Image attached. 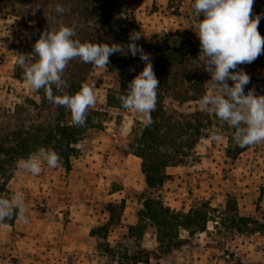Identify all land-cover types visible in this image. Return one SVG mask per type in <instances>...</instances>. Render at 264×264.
<instances>
[{"label": "rangeland", "instance_id": "rangeland-1", "mask_svg": "<svg viewBox=\"0 0 264 264\" xmlns=\"http://www.w3.org/2000/svg\"><path fill=\"white\" fill-rule=\"evenodd\" d=\"M116 2L123 22L135 23L147 39L168 33L172 37L162 41L191 40L200 47L194 28L193 0ZM252 8L258 9V5ZM38 21L37 12L32 13L30 20L9 11L0 17V130L8 123L16 129L51 119L48 111H16L17 105L24 104L29 97L35 98V94L25 77L11 74L19 55L33 53ZM144 66L143 61H135L132 69L139 73ZM240 70L250 77L245 94L253 89L255 95L264 96V56L231 71ZM85 83L93 88L96 101L90 108L103 114V126L90 129L79 141L80 152L71 158L70 170L60 161L54 168L42 164L38 175L15 170L3 197L19 192L24 200L31 198L32 216L26 224L34 227L36 257L35 261L26 262L23 258L7 259L8 256L2 255L0 264H119L123 248L131 252L144 249L151 264H264V240L260 237L264 233L253 232L254 223L237 227L232 220L243 215L264 222V141L242 152L230 164L226 160L227 149L235 130L203 110L200 100L179 104L167 97L168 109L186 114L200 112L208 114V118L203 119L202 135L195 149L184 162L168 169L172 178L159 190H147L141 173L142 159L130 152L143 115L134 109L119 110L107 105L108 90L117 88L119 83L107 74L106 67L94 65ZM227 83L233 85L231 80ZM207 90L211 91L208 84ZM213 134L218 139H212ZM149 195L161 196L178 211L187 212L206 203L207 229L193 235L180 229V244L167 252L160 249L153 233L130 237L129 227L137 222L136 212ZM122 200L125 208L119 224L111 227L106 236L93 235L92 229L109 218L108 203ZM4 231H10V239L3 248L21 243L25 235L15 227L3 226Z\"/></svg>", "mask_w": 264, "mask_h": 264}, {"label": "trees", "instance_id": "trees-1", "mask_svg": "<svg viewBox=\"0 0 264 264\" xmlns=\"http://www.w3.org/2000/svg\"><path fill=\"white\" fill-rule=\"evenodd\" d=\"M117 5L116 0H0V17L6 16L9 11L10 14L30 20L32 13L37 12L38 34L34 43L42 32L63 25L72 28L73 39L82 43L122 45L126 54L118 52L109 56L107 74L116 79L119 86L110 88L106 98L109 107L125 110L119 97L138 74L132 69L133 63L141 61L139 53L133 57L127 46L130 35L141 30L133 22H123L116 10ZM57 7L63 8V12H57ZM256 15L261 16L258 31L264 37V9L252 10L250 18ZM167 37L172 35L165 33L160 37L155 34L149 39L143 35L135 41L150 55L155 76L160 82L156 90V106L150 113L151 123L144 126L139 121L135 130L137 136L130 144V152L142 159L143 181L146 189L151 191L161 189L172 178L168 169L184 162V158L195 149L196 142L202 135L203 119L208 118V114H186L166 107L167 97L179 104L201 100L208 92L206 83L211 78L203 69V61L199 59L201 49L196 42L176 38L173 41H162ZM152 38L154 41H151ZM22 55H19L11 71L16 78L25 77L24 69L19 64ZM93 66L94 64L85 63L79 57L70 60L62 74L64 86L61 91L52 86L53 95L78 92ZM34 94L35 98L29 97L24 104L17 105L16 111H48L51 119L46 123L28 126L23 124L16 129L8 123L0 130V197L8 193L7 183L17 169L16 162L19 158L35 153L41 147L49 148L59 155L66 170H70L71 158L80 152L79 141L90 129L103 126V114L97 109L89 107L85 123L76 125L72 121L71 113L64 106L47 99L44 88L34 90ZM253 145L241 148L232 138L227 149V162L234 164L238 156ZM207 206L202 203L191 207L187 212L178 211L171 208L161 196L149 195L144 198L143 207L136 212L137 222L129 227L128 235L141 238L146 233H153L160 243V249L167 252L180 244V229L188 230L191 235L207 229ZM124 208V200L120 203H108L107 222L92 229V234L106 236L111 227L119 224ZM17 218L18 215L2 223L15 225ZM232 220L237 227L240 224L254 223L255 227L251 230L264 233V222L243 215ZM123 250L119 264H151L150 255L144 249L134 252L128 248Z\"/></svg>", "mask_w": 264, "mask_h": 264}, {"label": "clouds", "instance_id": "clouds-1", "mask_svg": "<svg viewBox=\"0 0 264 264\" xmlns=\"http://www.w3.org/2000/svg\"><path fill=\"white\" fill-rule=\"evenodd\" d=\"M254 0H193L195 33L200 41L203 69L211 79L206 83L211 91L203 95L200 105L206 112L217 116L233 128L234 142L241 148L264 141V96H257L253 89L245 94L244 88L250 77L237 66L252 63L264 54V37L258 31L261 16L250 18ZM57 12L63 8L57 7ZM203 16V19L198 17ZM74 31L67 26L42 32L33 45V53L19 59L24 69L27 84L33 90L45 89L47 99L64 106L76 125H83L89 107L96 101L93 88L82 84L74 94L54 96L52 86L61 91L64 86L62 74L70 60L79 57L85 63L106 67L109 56L124 53L120 44L82 43L73 39ZM141 32L130 35L128 52L135 57L139 53L145 66L128 84L119 99L125 109H134L143 115L142 123H151L150 113L155 109L157 88L160 84L155 76L150 55L145 53L135 41ZM228 80L233 81L229 86ZM212 139H218L213 134ZM60 161L52 149L41 147L37 152L21 157L16 166L32 175L41 172L42 164L54 168ZM27 206L22 193L11 197H0V223L13 216L27 223Z\"/></svg>", "mask_w": 264, "mask_h": 264}, {"label": "crops", "instance_id": "crops-1", "mask_svg": "<svg viewBox=\"0 0 264 264\" xmlns=\"http://www.w3.org/2000/svg\"><path fill=\"white\" fill-rule=\"evenodd\" d=\"M256 4L258 5V9H264V0H254L253 5L255 6ZM259 6H261V7H259ZM252 10H254V8H252ZM30 201H31V198H27V200H24V202L27 206V211H26L27 224L30 223V218L32 216L29 213V211L32 212ZM34 212H35V210H34ZM16 222L17 223L15 225H8L6 223L0 224V261L3 260L2 255L8 256L7 259H11L12 257H18V260H19V258H23L26 262L35 261V257H36L35 253L36 252L34 251L35 249L33 248L34 247L33 237L35 236V232L33 229L34 227H32V229H31V226H28L23 220H21L19 218H17ZM3 226H9L11 229H13L15 227V228H17V230L23 231L25 234L23 237L25 239L21 237L22 238V240L20 241L21 243L16 244L10 248H3V245L6 244L7 240L10 239V236H9L10 231H8V232L4 231L3 232ZM26 226L29 227L28 230H26ZM260 237L262 238V240H264V234H263V236H260ZM27 240H29V241L31 240L32 242H29L27 244V242H28ZM30 264H32V263H30Z\"/></svg>", "mask_w": 264, "mask_h": 264}, {"label": "built area", "instance_id": "built-area-1", "mask_svg": "<svg viewBox=\"0 0 264 264\" xmlns=\"http://www.w3.org/2000/svg\"><path fill=\"white\" fill-rule=\"evenodd\" d=\"M227 256H229V255H227Z\"/></svg>", "mask_w": 264, "mask_h": 264}]
</instances>
